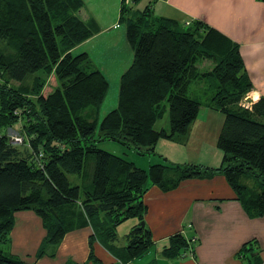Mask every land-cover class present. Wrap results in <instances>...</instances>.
I'll use <instances>...</instances> for the list:
<instances>
[{
	"label": "trees",
	"instance_id": "16d2710c",
	"mask_svg": "<svg viewBox=\"0 0 264 264\" xmlns=\"http://www.w3.org/2000/svg\"><path fill=\"white\" fill-rule=\"evenodd\" d=\"M124 2L120 21L126 22L134 59L120 78L118 105L99 121L109 81L87 52L72 51L97 29L92 19L79 16L84 0H0V243L5 244L0 264H29L11 255L8 245L15 214L25 210L35 212L46 230L37 258L55 256L68 232L86 226L93 229L89 260L94 264H104L94 252L95 241L120 264L142 256L154 244L146 225L138 229L150 184L171 190L186 179L222 174L248 214L264 216V96L244 103L253 83L239 44L201 20L181 23L156 16L150 6L132 12ZM205 60L210 62L202 69ZM51 77L56 84L49 89ZM212 77L217 84L210 83L216 89L209 100L190 95L194 81ZM202 106L224 115L217 138L221 164L175 163L159 154L160 139L188 135ZM167 112L169 130L157 129ZM21 117L25 148L5 133ZM105 140L162 160L139 167L101 149L98 143ZM69 175H77L79 183L72 185ZM251 177L259 190L245 182ZM133 218L140 224L118 246L117 227ZM193 242L179 231L162 254L192 257ZM254 244L244 243L237 255L261 264L259 253L248 255Z\"/></svg>",
	"mask_w": 264,
	"mask_h": 264
},
{
	"label": "crops",
	"instance_id": "0c3cea01",
	"mask_svg": "<svg viewBox=\"0 0 264 264\" xmlns=\"http://www.w3.org/2000/svg\"><path fill=\"white\" fill-rule=\"evenodd\" d=\"M121 5L120 0H84L79 16L84 20L92 19L97 29L92 37L72 50L74 54L87 52L93 65L109 80L110 75L116 79L122 76L134 59L133 56L131 60L124 45L128 43L131 48L126 22L120 21ZM147 6L156 16L181 23L201 20L238 43L253 83L247 100L254 103L264 96V0H140L133 4V12ZM205 107L211 109L207 106L202 109ZM221 127V124L217 127L216 136ZM173 151L175 149L169 147L166 153L159 151V154L170 157ZM144 201L147 205L144 221L154 244L145 254L124 264H249L252 258L237 253L251 240L257 244L251 252L259 253L264 264V216L248 214L224 175L186 179L171 190L150 184ZM15 218L9 246L11 255L29 264H94L89 260L91 226L68 232L56 248L55 256L37 258L46 235L42 219L31 210L19 211ZM139 224L140 221L133 218L119 225L118 228L125 227V230L123 241L116 244L124 246L126 235ZM179 231L194 240V256L167 258L162 250L168 245L169 237ZM93 248L104 264H120L101 242L95 241Z\"/></svg>",
	"mask_w": 264,
	"mask_h": 264
},
{
	"label": "rangeland",
	"instance_id": "374dc122",
	"mask_svg": "<svg viewBox=\"0 0 264 264\" xmlns=\"http://www.w3.org/2000/svg\"><path fill=\"white\" fill-rule=\"evenodd\" d=\"M121 1L122 0H120V2ZM124 4L127 7L130 6L133 8L134 2L131 0H125ZM124 45L126 46V51L128 53L130 52V56L132 57L131 58L132 60L134 56L132 51L133 49L130 48L128 43ZM209 62H210L209 60L202 61V63H199L200 68L203 69L204 66L209 65ZM35 78L33 80L30 79L29 82L34 83ZM120 78L121 76H119V78L116 79L115 76L112 77L110 75V80L108 79L109 89L105 101L103 102V104L100 106L99 109V121H101V119L104 117L105 114H107L110 110L114 109L118 105ZM212 82H215V84H217V80L214 77H212V79L194 81L191 85L190 95L204 102L209 100L216 89L214 86L210 87V83ZM55 84H56V80L54 79V77H51L48 81L47 84L48 86L46 88L50 89L51 87H54ZM244 103L250 105L251 101L247 100L244 101ZM203 107L204 106L201 107L199 114L195 119V122L192 123L188 135H186L184 138H179L175 141H170L165 138H162L160 139V142H166L167 144L159 143L157 145L156 151L158 153L160 152L166 153L165 151H167L169 147H173V150L175 149V152L173 151L174 153L171 154L170 157L167 155L166 156L169 157L168 159L169 161L175 163L198 162V163H210L211 165L221 164L223 152L217 147V138L220 131L217 136L215 131L217 130V127L220 124L221 125L223 124L224 115L220 111L217 110L213 111L212 109H208L206 107L204 110L202 109ZM17 112L20 111L18 110ZM24 124H25V119L21 117L17 124H15L14 126H8V128L5 129V133L9 137L10 142L15 145H20V147L22 148H25L26 147L25 145H28L24 133V129H25ZM196 125L198 127H196ZM155 127L157 129H160L161 127H165L166 129L169 130L168 112L161 120H159V122H157ZM213 132L215 133L211 134ZM98 146L101 149H105L113 154L134 161L137 166L145 169H148L152 164L161 162V157L158 155H142L138 153L135 149L128 148L113 140L101 141L98 143ZM69 180L72 185H76L79 183V179L77 175H69ZM245 182L250 187L259 190V183L256 178L254 177L246 178ZM118 227H117V235H118L117 244L123 241L122 235L125 230V227H122L123 229L122 228L120 229ZM8 245L10 246L11 242ZM0 246L5 247V244L0 243ZM254 246H257V244H254ZM45 248H47L46 251H48V246H46ZM249 253L253 255V253L251 252Z\"/></svg>",
	"mask_w": 264,
	"mask_h": 264
},
{
	"label": "water",
	"instance_id": "95a60500",
	"mask_svg": "<svg viewBox=\"0 0 264 264\" xmlns=\"http://www.w3.org/2000/svg\"><path fill=\"white\" fill-rule=\"evenodd\" d=\"M145 226V221H142L138 229H142Z\"/></svg>",
	"mask_w": 264,
	"mask_h": 264
},
{
	"label": "built area",
	"instance_id": "2783aa9c",
	"mask_svg": "<svg viewBox=\"0 0 264 264\" xmlns=\"http://www.w3.org/2000/svg\"><path fill=\"white\" fill-rule=\"evenodd\" d=\"M245 101H247V97L245 98ZM247 105V104H246Z\"/></svg>",
	"mask_w": 264,
	"mask_h": 264
}]
</instances>
